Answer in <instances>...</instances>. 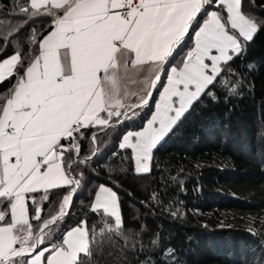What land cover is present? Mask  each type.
<instances>
[{"label": "snow or ice", "instance_id": "obj_1", "mask_svg": "<svg viewBox=\"0 0 264 264\" xmlns=\"http://www.w3.org/2000/svg\"><path fill=\"white\" fill-rule=\"evenodd\" d=\"M243 3L16 0L18 12L0 17V54L29 29L25 41L38 46L27 66L19 51L0 62V82L17 77L8 94L0 97V222L6 224L0 226V264H89L81 259L92 256L86 222L67 230L61 242L53 237L87 179L81 166L101 154L99 132L151 110L150 101L158 92L142 130L128 131L118 145L120 150H131L135 173L146 174L154 150L202 96L217 101V93L223 92L227 102L241 94L244 74L232 64L246 55L247 45L264 29V19L244 11ZM35 23L46 24L47 34L30 27ZM186 36L193 46L182 67H171L164 82L162 69ZM254 67L247 64V72ZM137 83L143 86L141 92L130 94L129 85ZM131 96L137 97L135 102H130ZM93 128L97 129L90 137L94 146L82 155L81 141L88 139L85 130ZM58 188L66 189L59 194L58 211L45 218L34 204L30 216L25 194L43 189L40 199L48 200L49 190ZM151 199L162 203L158 191ZM101 209L113 221L105 223L107 231L118 233L123 223L118 195L103 184L90 205L94 214ZM30 219L41 222L37 229ZM249 230L255 235L254 229ZM155 243L159 246L158 237ZM164 255L170 264H177L174 249H166Z\"/></svg>", "mask_w": 264, "mask_h": 264}, {"label": "trees", "instance_id": "obj_2", "mask_svg": "<svg viewBox=\"0 0 264 264\" xmlns=\"http://www.w3.org/2000/svg\"><path fill=\"white\" fill-rule=\"evenodd\" d=\"M243 7L264 19V0H244ZM17 12L16 0H0V17ZM204 18V13L198 16L201 23ZM30 27L47 34L46 24ZM29 31L0 54V62L19 51L28 65L38 52V46L25 41ZM192 46V38L186 36L176 47L162 69L164 82L169 69L182 64ZM249 63L255 66L251 73L246 70ZM232 67L244 74L241 94L226 102L224 93L218 92L217 101L202 96L195 102L154 150L149 173L137 175L131 150H120L118 142L127 131L142 128L158 92L150 101L151 110L146 108L139 117L99 132L101 154L90 165L81 166L87 179L53 240L61 242L67 230L86 222L92 256L81 259L89 264H170L164 255L168 248L175 250L177 264H264V29ZM16 79L13 75L0 82V97L8 94ZM92 131L97 129L85 130L88 139L81 141L82 155L94 146ZM101 184L118 195L123 222L118 233L105 228V223H113L111 218L90 210ZM153 191L160 193L162 203L152 201ZM65 192V188L49 190L48 200L40 199L44 192L27 195L30 216L35 213L34 204H39L45 218L58 211L59 194ZM30 223L37 229L41 222L30 219Z\"/></svg>", "mask_w": 264, "mask_h": 264}, {"label": "crops", "instance_id": "obj_3", "mask_svg": "<svg viewBox=\"0 0 264 264\" xmlns=\"http://www.w3.org/2000/svg\"><path fill=\"white\" fill-rule=\"evenodd\" d=\"M165 64H166V63H165ZM144 75H146V73L142 74L141 77H140V79H143V76H144ZM142 87H143V86H142L140 83L129 85V93H130V94H131V93H140ZM135 97H136V96H131V97H130V101H131L133 98H135ZM40 192H44L43 189H41V190H39L38 192H35V193H40ZM29 194H34V193H26V194H25V203H26V197H27V195H29ZM94 199H95V196H94ZM93 202H94V200H93ZM118 203H119V202H118ZM25 206H26V204H25ZM100 212L103 213V210L101 209ZM9 222H10V210H9ZM0 226H6V224H5V223H0Z\"/></svg>", "mask_w": 264, "mask_h": 264}, {"label": "rangeland", "instance_id": "obj_4", "mask_svg": "<svg viewBox=\"0 0 264 264\" xmlns=\"http://www.w3.org/2000/svg\"><path fill=\"white\" fill-rule=\"evenodd\" d=\"M177 67H182V64H180V65H178ZM171 69V68H170ZM170 69H169V71L168 72H170ZM165 82H166V80H165ZM161 91H162V88H161ZM158 96H159V93H158V95H157V98L156 99H158ZM153 110H154V108H153ZM150 118V117H149ZM145 123V122H144ZM143 126H144V124H143ZM143 126H142V128H143ZM142 128H140L139 130H142ZM138 131V130H137ZM128 132V131H127ZM126 132V133H127ZM126 133H124V134H126ZM123 134V135H124ZM123 135H122V137H123ZM122 137L120 138V140H119V142H118V145H119V143L121 142V140H122ZM133 163H134V161H133ZM149 165H150V161H149Z\"/></svg>", "mask_w": 264, "mask_h": 264}, {"label": "built area", "instance_id": "obj_5", "mask_svg": "<svg viewBox=\"0 0 264 264\" xmlns=\"http://www.w3.org/2000/svg\"><path fill=\"white\" fill-rule=\"evenodd\" d=\"M136 2H138V0H136Z\"/></svg>", "mask_w": 264, "mask_h": 264}]
</instances>
